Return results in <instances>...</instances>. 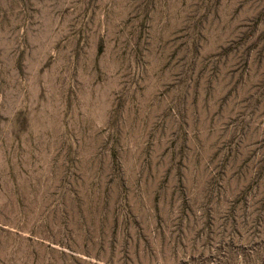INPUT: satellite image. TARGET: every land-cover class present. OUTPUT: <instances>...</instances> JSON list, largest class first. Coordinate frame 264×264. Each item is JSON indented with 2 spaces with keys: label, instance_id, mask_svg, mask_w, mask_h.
<instances>
[{
  "label": "rangeland",
  "instance_id": "rangeland-1",
  "mask_svg": "<svg viewBox=\"0 0 264 264\" xmlns=\"http://www.w3.org/2000/svg\"><path fill=\"white\" fill-rule=\"evenodd\" d=\"M0 264H264V0H0Z\"/></svg>",
  "mask_w": 264,
  "mask_h": 264
}]
</instances>
